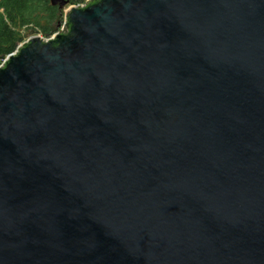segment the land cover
<instances>
[{"label": "water", "instance_id": "obj_1", "mask_svg": "<svg viewBox=\"0 0 264 264\" xmlns=\"http://www.w3.org/2000/svg\"><path fill=\"white\" fill-rule=\"evenodd\" d=\"M65 19L0 67V264H264V0Z\"/></svg>", "mask_w": 264, "mask_h": 264}, {"label": "trees", "instance_id": "obj_2", "mask_svg": "<svg viewBox=\"0 0 264 264\" xmlns=\"http://www.w3.org/2000/svg\"><path fill=\"white\" fill-rule=\"evenodd\" d=\"M82 0H68L80 4ZM63 9L48 0H0V63L23 41L22 30L51 36L63 23Z\"/></svg>", "mask_w": 264, "mask_h": 264}, {"label": "built area", "instance_id": "obj_3", "mask_svg": "<svg viewBox=\"0 0 264 264\" xmlns=\"http://www.w3.org/2000/svg\"><path fill=\"white\" fill-rule=\"evenodd\" d=\"M87 4H88V3H87ZM87 4H86V5H87ZM77 5L85 6V5H81V4H77ZM74 6H76V5H74ZM65 23H66V19H65L64 24L62 25V27L60 26L61 28L59 27L58 30H57L54 34H52L51 36H44V35H42V34H37V35L40 36V38H41L42 40H44V41H48V40H50V39H53L58 33H63V32L66 31V29H65ZM59 29H60V30H59ZM24 42H25L24 40H23L22 42H20V43L18 44L16 50H15L13 53H11V54H15V53H17L19 46H21ZM11 54H9L8 56H6V58L0 63V67H2V66L5 64L7 58H8Z\"/></svg>", "mask_w": 264, "mask_h": 264}, {"label": "rangeland", "instance_id": "obj_4", "mask_svg": "<svg viewBox=\"0 0 264 264\" xmlns=\"http://www.w3.org/2000/svg\"><path fill=\"white\" fill-rule=\"evenodd\" d=\"M89 1H91V0H82L81 1L82 3H80V4L81 5H86ZM73 5L74 4H68L67 7L63 9L64 18H63L62 25L64 24V21H65L66 9L69 8V7H71V6H73ZM62 25H60V26L62 27ZM22 33H23L22 35H23V40L24 41H27L30 37L37 35V33L35 32V30L33 28H25V29L22 30Z\"/></svg>", "mask_w": 264, "mask_h": 264}]
</instances>
